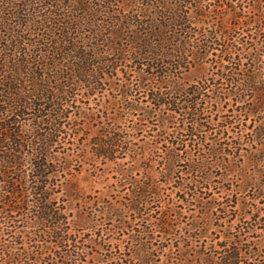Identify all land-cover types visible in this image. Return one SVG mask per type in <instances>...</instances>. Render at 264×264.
<instances>
[{
    "label": "trees",
    "instance_id": "1",
    "mask_svg": "<svg viewBox=\"0 0 264 264\" xmlns=\"http://www.w3.org/2000/svg\"><path fill=\"white\" fill-rule=\"evenodd\" d=\"M206 66L183 98V75ZM116 83L126 116L184 132L206 127L202 92L232 100L223 130L236 124L232 149L253 150L264 180V0H0V264H39L52 246L63 264H82L55 195L88 119L82 105ZM115 126L97 156L117 154Z\"/></svg>",
    "mask_w": 264,
    "mask_h": 264
},
{
    "label": "rangeland",
    "instance_id": "2",
    "mask_svg": "<svg viewBox=\"0 0 264 264\" xmlns=\"http://www.w3.org/2000/svg\"><path fill=\"white\" fill-rule=\"evenodd\" d=\"M209 67L183 75V98L191 97L188 85L208 78ZM202 94L209 114L198 132L187 124L182 131L180 122L163 128L160 116H126L118 83L82 105L88 119L78 121L84 131L66 152L55 195L82 264H224L233 253L238 258L230 264H264V180L253 150L232 149L236 124L223 130L219 113L230 114L234 102L214 103L218 93L210 89ZM113 125L118 152L99 157L95 145L109 142L104 131ZM51 248L39 264H63V251Z\"/></svg>",
    "mask_w": 264,
    "mask_h": 264
}]
</instances>
